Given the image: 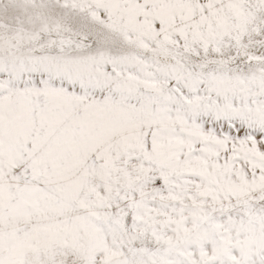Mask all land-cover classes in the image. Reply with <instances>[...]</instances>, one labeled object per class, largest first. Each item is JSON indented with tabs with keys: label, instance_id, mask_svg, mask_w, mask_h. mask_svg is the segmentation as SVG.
<instances>
[{
	"label": "snow or ice",
	"instance_id": "6c2138e0",
	"mask_svg": "<svg viewBox=\"0 0 264 264\" xmlns=\"http://www.w3.org/2000/svg\"><path fill=\"white\" fill-rule=\"evenodd\" d=\"M0 264H264V0H0Z\"/></svg>",
	"mask_w": 264,
	"mask_h": 264
}]
</instances>
